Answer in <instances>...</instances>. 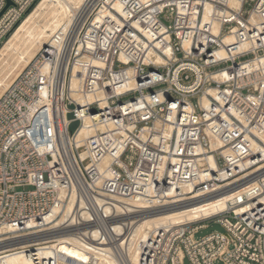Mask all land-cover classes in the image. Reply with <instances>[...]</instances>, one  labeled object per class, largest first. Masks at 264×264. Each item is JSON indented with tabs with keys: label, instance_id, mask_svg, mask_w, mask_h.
Masks as SVG:
<instances>
[{
	"label": "built area",
	"instance_id": "1",
	"mask_svg": "<svg viewBox=\"0 0 264 264\" xmlns=\"http://www.w3.org/2000/svg\"><path fill=\"white\" fill-rule=\"evenodd\" d=\"M38 1L0 0V47ZM119 1L58 31L0 95V264H100L103 249L126 264L130 216L264 161V0ZM227 203L150 231L128 264H264V177ZM211 222L226 231L197 239Z\"/></svg>",
	"mask_w": 264,
	"mask_h": 264
},
{
	"label": "bare ground",
	"instance_id": "2",
	"mask_svg": "<svg viewBox=\"0 0 264 264\" xmlns=\"http://www.w3.org/2000/svg\"><path fill=\"white\" fill-rule=\"evenodd\" d=\"M99 1L101 0H39L27 16L14 28L0 48L1 92H4L9 87L13 77L20 74L37 53L52 41L58 31L62 30V33H67L73 26L81 25ZM115 9L117 12L122 13L119 0L115 4ZM105 10L104 5L96 14L95 19H99ZM112 16L118 17L117 14L113 13ZM220 54L223 55V51ZM261 138L264 140V135H261ZM212 163L214 164L213 161ZM255 173L257 175H254L253 179H245ZM260 177H264V161L256 170L235 180L229 185V188H225L221 192L210 195L198 192L195 194L190 186L183 185L182 193L177 195L173 201L168 202L170 207H160L155 211L150 210L140 215L130 216L128 225L132 227L131 238L122 244L126 249V256H123L124 261L128 264L127 254H129L131 261L133 263L137 262L139 243L147 238L150 231L185 221H197L218 214L227 208L228 200L235 194L244 192L248 185ZM243 179L246 181L234 185ZM191 193L194 195H190ZM70 212V204L62 208L57 206L52 215L47 218V222L48 224L53 223L52 228L54 229L62 221L68 219ZM65 239L73 245L72 247L64 246L65 250L84 261L89 259V255L81 253L79 248L76 247L83 244V242L74 236ZM5 259V264H34L22 252L12 253ZM96 259L99 260L100 264H121L119 259L109 254V249L99 251Z\"/></svg>",
	"mask_w": 264,
	"mask_h": 264
},
{
	"label": "rangeland",
	"instance_id": "3",
	"mask_svg": "<svg viewBox=\"0 0 264 264\" xmlns=\"http://www.w3.org/2000/svg\"><path fill=\"white\" fill-rule=\"evenodd\" d=\"M34 8V7H33ZM32 8V9H33ZM8 39V38H7ZM6 39V40H7ZM5 40V41H6ZM4 41V42H5ZM3 45V44H2ZM1 48V47H0ZM14 76V75H13ZM12 76V77H13ZM15 76H17V75H15ZM15 76L13 77V79L11 80V82L14 80V78H15ZM11 82H10V84H11ZM3 93V91L1 92V90H0V94H2ZM77 126V124H74L72 127H71V130H74V128ZM247 179H249V178H247ZM246 179V180H247ZM245 179H243V180H240L239 182H236L234 185H238V184H240V183H242V182H244V181H246ZM226 230H225V228L223 227V226H221L219 223H214V222H211V223H209V225H208V227H206V228H202V229H200L199 231H198V233L196 234V237H197V239H200V238H202V237H205V236H208V235H210V234H212V233H215V232H219V233H222V232H225ZM184 264H190V262H189V260H185L184 261ZM217 264H223L222 262H218Z\"/></svg>",
	"mask_w": 264,
	"mask_h": 264
},
{
	"label": "water",
	"instance_id": "4",
	"mask_svg": "<svg viewBox=\"0 0 264 264\" xmlns=\"http://www.w3.org/2000/svg\"><path fill=\"white\" fill-rule=\"evenodd\" d=\"M9 4H10V2H9ZM3 12H4V11H3ZM3 12H2V13H3ZM2 13L0 14V16L2 15Z\"/></svg>",
	"mask_w": 264,
	"mask_h": 264
}]
</instances>
